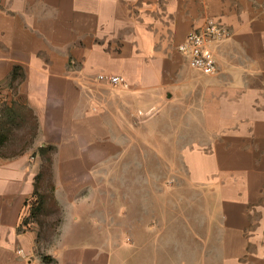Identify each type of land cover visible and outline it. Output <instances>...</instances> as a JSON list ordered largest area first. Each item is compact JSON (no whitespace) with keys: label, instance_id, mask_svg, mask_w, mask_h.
I'll return each instance as SVG.
<instances>
[{"label":"crops","instance_id":"crops-1","mask_svg":"<svg viewBox=\"0 0 264 264\" xmlns=\"http://www.w3.org/2000/svg\"><path fill=\"white\" fill-rule=\"evenodd\" d=\"M209 21L229 32L211 75L178 49ZM13 122L32 128L14 152ZM158 143L181 144L192 182L212 193L197 264H264V0H0V264H129L125 246L75 229L76 209ZM47 148L68 214L39 254L27 219Z\"/></svg>","mask_w":264,"mask_h":264},{"label":"rangeland","instance_id":"rangeland-1","mask_svg":"<svg viewBox=\"0 0 264 264\" xmlns=\"http://www.w3.org/2000/svg\"><path fill=\"white\" fill-rule=\"evenodd\" d=\"M14 124L7 146L13 152L32 138V128ZM180 145L142 144L135 149L141 153L139 158L126 160L116 173L101 176L102 189L86 191L88 206L76 209L85 222L77 223L75 229L96 231L101 239L94 241L125 246L129 264H197L196 232L210 230L213 199L212 193L192 182ZM49 174L41 180L37 205L27 219L37 230L39 254L58 242L68 214L55 201Z\"/></svg>","mask_w":264,"mask_h":264},{"label":"built area","instance_id":"built-area-1","mask_svg":"<svg viewBox=\"0 0 264 264\" xmlns=\"http://www.w3.org/2000/svg\"><path fill=\"white\" fill-rule=\"evenodd\" d=\"M229 37V32L224 27L209 21L203 28L188 33L178 49L187 59L191 68L211 75L217 71V62L213 54L212 45ZM100 81H107L112 85L124 83L120 76H98Z\"/></svg>","mask_w":264,"mask_h":264},{"label":"trees","instance_id":"trees-1","mask_svg":"<svg viewBox=\"0 0 264 264\" xmlns=\"http://www.w3.org/2000/svg\"><path fill=\"white\" fill-rule=\"evenodd\" d=\"M41 151L44 153V166H43V170H42V175L44 176L45 173H50L49 175L52 176V172H51V163H52L51 154H52L53 148L42 149ZM38 195H39V193H38Z\"/></svg>","mask_w":264,"mask_h":264}]
</instances>
